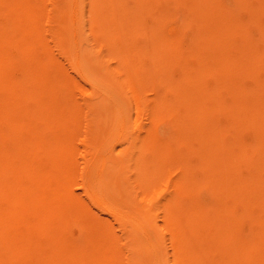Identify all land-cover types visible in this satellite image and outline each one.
<instances>
[{"label": "bare ground", "instance_id": "6f19581e", "mask_svg": "<svg viewBox=\"0 0 264 264\" xmlns=\"http://www.w3.org/2000/svg\"><path fill=\"white\" fill-rule=\"evenodd\" d=\"M0 264H264V0H0Z\"/></svg>", "mask_w": 264, "mask_h": 264}]
</instances>
